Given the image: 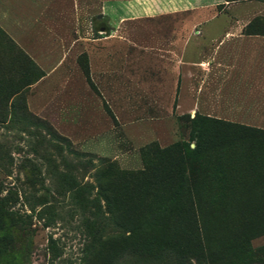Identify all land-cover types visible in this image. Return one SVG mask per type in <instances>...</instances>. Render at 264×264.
Wrapping results in <instances>:
<instances>
[{"label": "rangeland", "instance_id": "rangeland-1", "mask_svg": "<svg viewBox=\"0 0 264 264\" xmlns=\"http://www.w3.org/2000/svg\"><path fill=\"white\" fill-rule=\"evenodd\" d=\"M84 8L82 36L64 38L66 70L44 81L63 41L41 37L42 69L35 39L17 33L27 18H0V264H264V46L235 48L232 61L220 48L231 29L264 41V0L213 6L175 39L176 60L172 36L192 14L115 24ZM175 145L183 162L160 155ZM139 173L140 184L115 179ZM110 179L108 205L98 185ZM193 211L200 239L175 224ZM133 226L141 233L129 242Z\"/></svg>", "mask_w": 264, "mask_h": 264}, {"label": "crops", "instance_id": "crops-1", "mask_svg": "<svg viewBox=\"0 0 264 264\" xmlns=\"http://www.w3.org/2000/svg\"><path fill=\"white\" fill-rule=\"evenodd\" d=\"M225 0H0V18L4 20H15V15H21L22 18H27L28 23L21 22L18 25L19 35L29 36L31 40L35 39L32 50V59L34 62L43 69L41 66V58L48 57L50 53L47 49L46 41L41 43V37L47 39V37H57L63 41L62 51L64 56L56 65L50 64L46 67L45 76L41 81L53 78L52 76L59 68L64 67L67 60V47L64 38L81 37L84 27L85 6L95 5L100 11V15L104 16L110 22L115 24H124L132 21H143L153 18H163L165 16L176 15L181 13L192 14L189 19V27L185 29H177L173 34L170 48H173L172 59L176 60L178 56L177 46L174 45L175 39L178 43L183 42V37L191 35V26L200 20L212 19V8L215 5H223ZM20 4L23 8L20 12H17L13 6ZM10 6V7H9ZM25 7L27 9H25ZM27 15V16H26ZM73 22V23H72ZM16 25V26H17ZM200 37L212 38L218 34L216 31H200L198 32ZM228 40H224L220 48L227 46L231 48L230 60H233V55L236 57L234 49L246 47L248 51H253L264 46V41L257 38L246 39L239 29H231L226 33ZM63 38V40H62ZM78 40H76L77 42ZM199 43L198 40L194 41V45ZM44 45V46H43ZM35 55H34V54ZM45 54V55H44ZM242 61L248 64L249 61H254L248 55H243ZM237 59V58H236ZM78 67V66H77ZM169 67L173 69H179L178 64L174 62L169 64ZM49 70V71H48ZM174 76V74H172ZM39 83V82H38ZM167 99H173L176 92L172 88L165 90Z\"/></svg>", "mask_w": 264, "mask_h": 264}, {"label": "trees", "instance_id": "trees-1", "mask_svg": "<svg viewBox=\"0 0 264 264\" xmlns=\"http://www.w3.org/2000/svg\"><path fill=\"white\" fill-rule=\"evenodd\" d=\"M226 1H232V0H226ZM22 109L25 110L24 107H22ZM26 117L30 122L36 121V118L31 116L30 114H27ZM37 124L39 126H42L45 129L48 137L61 140V142L65 143L67 146L71 145L70 142H68L65 138L56 134V132L50 126H48L45 122L38 121ZM256 133L259 134V132H257V131H256ZM196 143H197V145L192 152L199 151V148L201 147L198 141H196ZM180 148H181L180 145H175L172 148L162 150L160 152V155L163 157H165V156L166 157H169V156L170 157L171 156L172 157H178V159L183 162L185 159V156L180 152ZM142 175H143L142 173H139V174H136L133 176H115V179L119 178L120 183L123 185L128 184L129 182H132V181L133 182H139V184H140V183H142V181L144 179V176H142ZM186 180H187L186 176H177V180L174 182L175 188L180 191V196H179L180 199H184V197H185L181 192L183 190L184 185L187 182ZM112 181L113 180L110 179L109 182H100L98 185V194L102 197L103 201L108 205H111L112 201L114 200V198H113L114 196H113V194H111V190H110L112 183H113ZM155 181H157V178H155ZM32 183H38V179L35 178ZM188 199H189L188 200L189 204L192 205L193 204L192 198L189 197ZM4 200L5 199H3L2 201H4ZM3 216L9 217L10 219L15 221L16 223H18V221H19V218L16 217L15 214H13L11 212H7ZM2 223H3V219L0 220V224H1L0 230L3 231L4 227L2 226ZM199 223H200V216H198V214L194 211L187 218H185V220H184V217H182V218H179L177 221H175V224H177V225H186V226H191L192 228H194L198 239H200V235H199V231H198L200 228ZM140 231L141 230L139 227L133 226L132 229L130 230L131 234L129 235V237L126 238V240H129V242H130L131 240H133V236L135 234L141 233ZM4 238H5V236H4ZM126 248H130V249L134 250L137 248V246H136V244H131L130 247H126Z\"/></svg>", "mask_w": 264, "mask_h": 264}]
</instances>
